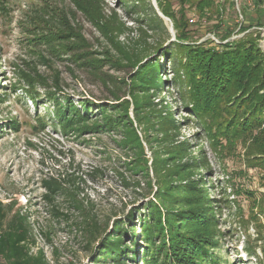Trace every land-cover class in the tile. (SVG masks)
Returning a JSON list of instances; mask_svg holds the SVG:
<instances>
[{
	"label": "rangeland",
	"instance_id": "374dc122",
	"mask_svg": "<svg viewBox=\"0 0 264 264\" xmlns=\"http://www.w3.org/2000/svg\"><path fill=\"white\" fill-rule=\"evenodd\" d=\"M125 1L0 0V201L29 215L33 251L43 249L50 264H93V251L116 220L131 231L125 264L134 255V264H175L144 250L142 238L131 246L143 214L132 220L130 212L162 190L182 195L193 182L198 199L185 208L212 223L197 229L209 251L185 264H264V170L256 143L230 134L235 122L226 126L224 104L191 111L183 68L186 50L204 43L218 48L259 39L264 53V24L252 23L255 12L264 23V5L188 0L176 21L178 0ZM148 3L168 33L148 26ZM122 110L141 147L125 128H98L106 111L114 118ZM183 148L188 155L178 159ZM51 177L64 184L54 204L62 216L45 199L43 181ZM82 214L101 228L91 247Z\"/></svg>",
	"mask_w": 264,
	"mask_h": 264
},
{
	"label": "trees",
	"instance_id": "16d2710c",
	"mask_svg": "<svg viewBox=\"0 0 264 264\" xmlns=\"http://www.w3.org/2000/svg\"><path fill=\"white\" fill-rule=\"evenodd\" d=\"M187 1L178 0L179 9L173 8L178 14L175 17L176 21L183 18ZM251 1L259 8L264 5V0ZM124 2L126 6V1L124 0ZM159 5L161 6V3ZM148 11H151V14L147 13ZM145 12L147 13L146 17H148V26L153 28L162 26L164 31L168 33L163 20L156 13L151 3L147 4ZM162 12L170 17V13L164 7H162ZM255 13L256 18L252 20L254 26L264 24L257 16V12ZM179 45L185 48L184 45ZM186 52L187 60L183 68L186 69L189 84L187 95L194 103L191 111L194 113L211 112L212 108L224 104L225 117L229 119L226 126L230 124L232 118L235 122L230 134L237 132L242 134L238 137L240 142L242 138L247 136L252 142L254 140L257 146L255 155H258V164L264 170V141H261V138H264V53L260 47L259 39L228 43L218 48L204 43L198 47L194 45ZM195 68V73H193ZM152 81L156 83V78ZM122 111V116L119 115L114 118L110 117L111 112L106 111L107 116L102 118L104 124L98 128L101 130L125 128L126 133L131 135L134 133L137 137L135 128L126 114L127 111ZM74 116L75 114H73ZM68 119L64 126L68 123ZM137 140L141 147L138 137ZM187 150V148H183L182 156L178 159L187 157ZM179 177L182 178V176ZM43 185L47 190L45 199L48 204L53 206V213L62 216L54 204L57 197L63 194L64 184L60 179L51 177L43 181ZM130 187L137 188L138 186H127V188ZM182 187L184 191L181 193L182 195H179L178 191L171 190L169 193H165L166 190H162L154 196L155 201L140 205L142 207H133L136 209L134 212H130L132 220L136 213L143 215L140 218L138 239L133 242L132 247L138 248V241L142 238L146 245L144 250L146 248L149 251L156 249V252H159L158 257L165 253V260H173L175 264H185L187 259H193L194 256L202 258L200 253L203 250L209 251L207 244V246L201 245V242L205 240L202 239L201 234H199L201 232L197 229L198 227L204 229L212 221L207 219L208 215L205 213L197 212L195 209L186 210L185 208L190 206L185 204L186 201H191L193 197L198 199L197 190L199 188L193 182L184 184ZM192 189L194 190L191 194L193 196H187L185 193L193 191ZM150 196L151 194L144 195L143 199H149ZM135 204L132 203V205ZM15 206L16 203L5 204L0 201V264H50L43 249H39L37 252L33 251L37 242L33 234L30 217L21 211H15ZM82 215L81 224L91 247L93 241L102 236L101 228L93 218L85 214ZM117 217L118 215L115 216V218ZM193 228L196 231L191 232ZM129 232L131 231L124 229L122 221H114L112 231L103 236L101 244L93 251L92 263L108 264L109 259H111V264H125V255L128 254L129 248H123L124 236L128 237ZM166 237L169 239L168 243H162V239L164 238L166 241ZM47 240L49 241V236H47ZM163 245H166L165 250L162 249ZM134 257H132L133 264L135 263ZM144 260L148 261L147 263H153L146 257ZM212 264L218 263L213 261Z\"/></svg>",
	"mask_w": 264,
	"mask_h": 264
}]
</instances>
